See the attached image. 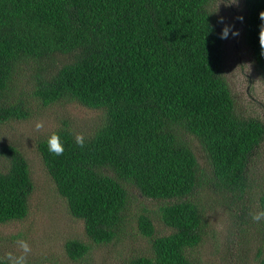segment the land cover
I'll list each match as a JSON object with an SVG mask.
<instances>
[{"label": "trees", "instance_id": "1", "mask_svg": "<svg viewBox=\"0 0 264 264\" xmlns=\"http://www.w3.org/2000/svg\"><path fill=\"white\" fill-rule=\"evenodd\" d=\"M214 3L0 0V124L56 103L98 112L93 127L63 120L36 144L44 171L70 215L83 222L86 239L108 244L128 227L132 189L158 202L153 215L146 207L135 215L149 252L118 264H202L197 254L211 232L203 186L224 191L219 205L228 208L230 200L236 214L250 212L254 197L264 211V173L258 170L264 113L258 99L241 102L224 76L225 39ZM237 10V31L264 81V0H241ZM23 80L33 87L30 97L19 89ZM53 132L64 145L59 156L47 150ZM33 188L22 152L0 141V224L27 216ZM158 220L172 231L158 233ZM261 235L257 259L264 264V225ZM64 248L73 260L90 251L77 238Z\"/></svg>", "mask_w": 264, "mask_h": 264}, {"label": "rangeland", "instance_id": "2", "mask_svg": "<svg viewBox=\"0 0 264 264\" xmlns=\"http://www.w3.org/2000/svg\"><path fill=\"white\" fill-rule=\"evenodd\" d=\"M240 1L215 0L212 4L211 9L218 15L221 29L225 25H230L233 31L238 32V22L235 19L241 16L237 10ZM224 48V76L228 78L233 91L238 93L236 95L240 97L241 102L247 98L258 99L264 113V81L252 65L239 32L236 36L229 33V37L224 40ZM19 87L30 97L33 88L31 84L23 80ZM249 88H252L253 96L249 94ZM31 102L37 104V100L32 98ZM34 108L38 111V106ZM97 117V111L77 103H56L42 106L32 117L23 121L0 124V141L16 144L27 160L34 184L27 216L22 220L0 224V258L9 260V254L12 257L23 255L25 264H118L125 257L149 252V240L138 231L135 215L141 207H146L153 215L158 206L156 200L144 199L132 189L134 198L126 214L128 227H125L114 241L95 245L86 239L83 222L70 215L44 171L36 149L37 141L60 126L63 120H71L83 128H90L94 126ZM37 122L43 123L39 130L35 128ZM192 144L202 169L208 172L209 166L205 162L204 152L197 141L193 140ZM261 151L258 170L264 173V144ZM202 190L205 216L211 229L197 254L202 264H259L257 245L262 240L264 219L260 221L252 219L254 214L260 212L254 205L257 203L256 198L254 197L252 199L254 202L248 204L251 211L242 215L236 214V205L231 204L230 200H227L228 208L223 204L219 205V198L224 191L213 192L204 186ZM154 226L161 235L172 231L159 220L155 221ZM70 238H77L89 244V254L79 260L70 258L64 248L66 240ZM21 240L28 243L30 248L28 253H24L20 248L18 242Z\"/></svg>", "mask_w": 264, "mask_h": 264}, {"label": "clouds", "instance_id": "3", "mask_svg": "<svg viewBox=\"0 0 264 264\" xmlns=\"http://www.w3.org/2000/svg\"><path fill=\"white\" fill-rule=\"evenodd\" d=\"M260 18L262 21V24L260 25V33H259V40L261 45V56H264V12L260 13ZM231 32L232 36L238 35V32L233 31L230 25H225L219 34L220 39H227L229 37V33ZM43 127L42 122H37L35 124V128L39 130ZM75 142L78 146L83 147L84 146V138L82 135L77 134L75 136ZM47 150L50 153H54L55 155L59 156L63 154L64 152V145L61 141L60 136L53 132L51 133L47 138ZM262 218H264V211L258 212L253 215L252 219L254 221H260ZM20 245V248L23 250L24 253H28L30 251L29 245L26 241L21 240L18 242ZM9 261L10 264H25V256L21 255L19 257H12L11 254H9ZM2 264V262H0Z\"/></svg>", "mask_w": 264, "mask_h": 264}]
</instances>
